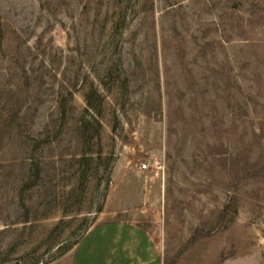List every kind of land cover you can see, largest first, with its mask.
I'll list each match as a JSON object with an SVG mask.
<instances>
[{
    "label": "rangeland",
    "instance_id": "1",
    "mask_svg": "<svg viewBox=\"0 0 264 264\" xmlns=\"http://www.w3.org/2000/svg\"><path fill=\"white\" fill-rule=\"evenodd\" d=\"M93 87L111 159L82 166ZM90 231L136 263L264 264V0H0V264H76Z\"/></svg>",
    "mask_w": 264,
    "mask_h": 264
},
{
    "label": "trees",
    "instance_id": "2",
    "mask_svg": "<svg viewBox=\"0 0 264 264\" xmlns=\"http://www.w3.org/2000/svg\"><path fill=\"white\" fill-rule=\"evenodd\" d=\"M95 93H97V90L93 87L90 90H88L85 94V99H86V108L84 109V112L81 116L80 119V137H81V151H80V158H79V163L80 165H90L93 162H96L97 160H102L104 158L111 159V156L104 157V151H103V146L101 143V128L102 124L101 121L98 119L97 115L100 114L99 109H97V103H95ZM70 97H73V92L69 93ZM101 97V95H100ZM59 114L62 117V120L64 121L63 123H66L67 121V111L66 107L62 105L59 107ZM96 128V133H93L92 128ZM62 129H56L55 126L51 127L50 122H48L45 125V130H43L40 135L43 136V138H39L38 140L40 143H49L52 139L56 138L60 133ZM95 138H98V146L99 149L98 151H94L93 148V143ZM110 157V158H109ZM40 160L36 158L35 156L32 157L31 159V169L35 171V175L39 176L40 175ZM111 164V162H110ZM110 169V168H109ZM108 169V170H109ZM110 171V170H109ZM87 171L83 174V179L82 182H84L85 179H87ZM85 178V179H84ZM110 184V178L107 181V186ZM103 210V206L101 205L98 210L96 211L97 213L101 212ZM87 229L90 228L89 221L86 225ZM78 244V243H77Z\"/></svg>",
    "mask_w": 264,
    "mask_h": 264
},
{
    "label": "crops",
    "instance_id": "3",
    "mask_svg": "<svg viewBox=\"0 0 264 264\" xmlns=\"http://www.w3.org/2000/svg\"><path fill=\"white\" fill-rule=\"evenodd\" d=\"M118 226L119 225H117V227ZM119 230H120V226H119ZM126 231H128V230L126 229L125 232ZM93 232L92 231L88 232L87 233L88 239L85 240V243H82L79 245L78 251L75 255L76 264H147V263L150 264L151 263L150 259H148V257H146V256H148V253H147V255L142 257V259H141V261H139V263H138L137 256L135 258L137 263L134 262L133 259L128 258V253L130 252V250H127V245L123 246L122 247L123 249H120L119 254H118V249H117V254L115 253V255L112 254V252H113L112 247H108V245H104L102 247L104 254L102 255L101 252H99V250H96V248H98V247H96V245H94V246L91 245L93 238H95V236L92 235ZM128 232H126V235L128 234ZM95 233L96 232H94L93 234H95ZM121 240L125 241V237H123ZM142 243L143 244L140 243V245L143 248L141 247L140 250H143V253H144L145 249L149 248L150 243L146 244V243H144V241ZM133 250L135 253L137 252V247L135 245L133 246ZM112 255L114 257L115 262L112 259Z\"/></svg>",
    "mask_w": 264,
    "mask_h": 264
},
{
    "label": "built area",
    "instance_id": "4",
    "mask_svg": "<svg viewBox=\"0 0 264 264\" xmlns=\"http://www.w3.org/2000/svg\"><path fill=\"white\" fill-rule=\"evenodd\" d=\"M147 167H148V164L144 163L143 168H147Z\"/></svg>",
    "mask_w": 264,
    "mask_h": 264
}]
</instances>
